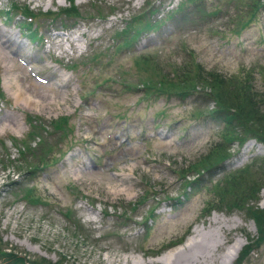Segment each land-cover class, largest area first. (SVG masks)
Instances as JSON below:
<instances>
[{"label":"rangeland","instance_id":"1","mask_svg":"<svg viewBox=\"0 0 264 264\" xmlns=\"http://www.w3.org/2000/svg\"><path fill=\"white\" fill-rule=\"evenodd\" d=\"M179 1L73 0L78 16L68 17L56 14L68 0H0V29L14 51L0 46L6 55L0 54V118L17 120L6 128L0 123L1 251L48 264H155L196 229L197 239L212 234L209 253L221 264L235 238L241 247L254 239L250 218L234 210L205 212L206 190L183 188L174 171L217 140L221 120L193 115L213 107L200 92L207 90L198 85L183 98L146 93L138 84L149 68L134 59L149 55L167 76L193 59L203 72H247L253 87L262 89L264 8L236 33L235 19L247 17L252 0H204L205 9L220 5L210 21L175 24L166 14ZM22 6L30 14H21ZM151 7L155 28L126 44L115 37L132 14ZM60 118L65 122L52 134L51 121ZM31 129L37 136L28 135ZM37 137L52 153L45 165L26 152L23 161L18 151L24 143L37 152ZM229 153L212 180L264 158V144L232 143ZM26 164L38 169L26 174ZM23 188L39 202L21 198ZM256 196L252 205L264 207V185ZM239 264H264V237Z\"/></svg>","mask_w":264,"mask_h":264},{"label":"trees","instance_id":"2","mask_svg":"<svg viewBox=\"0 0 264 264\" xmlns=\"http://www.w3.org/2000/svg\"><path fill=\"white\" fill-rule=\"evenodd\" d=\"M224 1L231 2L232 0ZM203 2L204 0H181L166 15L175 24L185 21H196L197 23L210 21V17H214L219 12L220 5L215 4L211 9H205ZM13 6L15 7L14 4ZM261 8H264V0H252L250 8L246 11L247 17L241 16L235 19L238 27L232 32L237 33L238 29L253 20L255 14ZM18 11L21 14H30L25 6H22ZM97 11L98 8H96ZM154 11L155 9L151 7L145 10L141 9L137 13L132 14L119 31H114L115 37L119 38L123 44H126V42L133 40L143 29L155 28L159 22L150 20L148 16L152 15ZM52 14L54 12H46L45 16ZM56 14L68 17L78 16L73 0H68V6L60 8ZM27 17L33 18L32 16ZM18 29L20 30L19 26ZM134 63L141 69L149 68V73L139 79L138 84L146 93H158L165 96L183 98L194 93L198 85L201 89L207 90H201L200 92L205 98L212 101L213 107L205 111H193V115H209L221 120V127L216 133L217 140L209 145L206 154L197 156L192 162H188L184 167L174 171L183 188L191 191L206 190V199L202 208L205 212L211 209H223V211L229 213L234 210L242 212L246 218H250L253 221L256 228L254 239L241 247L237 258L232 262V264H239L248 251L254 250L261 245L264 237V207L257 208V206L252 205L253 201L255 202L257 199L258 190L264 185V183L259 181L264 177V158L259 160L252 159L250 163L234 171L224 172L215 180H212V177L214 169L230 156L229 147L232 143L241 145L246 139L252 138L264 144V88L255 89L247 72H244L242 77L236 75L225 77L214 71L203 72L200 65L194 62L193 59H189L182 66L171 67L170 76L163 73V64L160 63L159 65V62L152 60L149 55L138 56L134 59ZM60 119L61 121H51L52 134L62 128L61 123L65 122V118ZM28 135L37 136V133L31 129ZM37 138L40 140L37 143V152H32L31 147L24 143H22V147L18 151L23 161L25 160L22 153L26 152L36 156L40 165H45L44 158L51 153V150H46L45 152V147L42 146L44 139ZM17 148L19 149V147ZM38 152H43V156L39 155ZM16 167L21 169V166L16 165ZM36 169H38L37 165L26 164L22 172L30 174L32 170ZM31 190V188H23L21 190V198H24L29 203L39 202ZM143 191L145 192V189ZM180 195L186 196V191L183 190ZM134 207L132 205L130 209ZM67 214L68 211L65 212L66 216ZM0 255L7 260L4 261V264H48L44 260L39 259H26V262L15 253L1 250Z\"/></svg>","mask_w":264,"mask_h":264},{"label":"bare ground","instance_id":"3","mask_svg":"<svg viewBox=\"0 0 264 264\" xmlns=\"http://www.w3.org/2000/svg\"><path fill=\"white\" fill-rule=\"evenodd\" d=\"M17 46L20 45V42L15 43ZM12 45V41L9 39V37H6L5 33L0 29V46L7 48L8 51H12L9 47ZM0 54H3L5 57L6 55L4 52L0 51ZM2 56V55H1ZM20 60L24 61V59L20 58ZM10 85V84H9ZM17 96H23V93L20 91L17 92ZM17 120L12 114H6L2 118H0V123H3V127H10L12 123H16ZM90 165L85 163V167H89ZM215 221V220H214ZM194 234L189 237L187 242L176 251L168 252L164 255H162L160 258H157L154 263L155 264H191V263H197V260L199 259L200 264H218L219 262V256L218 258L213 256L211 253V244L213 241V236L211 233H207L203 235L200 239H197L199 236V233L196 229H194ZM197 235V237H196ZM219 243H215L214 245H218ZM242 243L239 239L235 238L231 244L228 246L227 251L225 252V261L224 256L222 259L221 264H230L232 259L237 254L238 250L240 249ZM208 254L211 255V259L209 260Z\"/></svg>","mask_w":264,"mask_h":264}]
</instances>
